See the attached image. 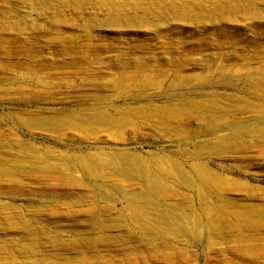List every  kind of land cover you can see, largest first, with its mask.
Wrapping results in <instances>:
<instances>
[{
    "label": "rangeland",
    "instance_id": "rangeland-1",
    "mask_svg": "<svg viewBox=\"0 0 264 264\" xmlns=\"http://www.w3.org/2000/svg\"><path fill=\"white\" fill-rule=\"evenodd\" d=\"M0 141V264H264V0H0ZM111 152L179 165L200 239Z\"/></svg>",
    "mask_w": 264,
    "mask_h": 264
},
{
    "label": "bare ground",
    "instance_id": "bare-ground-1",
    "mask_svg": "<svg viewBox=\"0 0 264 264\" xmlns=\"http://www.w3.org/2000/svg\"><path fill=\"white\" fill-rule=\"evenodd\" d=\"M95 161L103 166H108L114 173H123L125 177L136 176L143 183L144 191L140 194V197L149 203L145 205L128 203L126 207L131 212L130 222L144 228L147 226L141 218L149 216L154 220L156 229L162 228V224L164 228L181 232L191 240L200 239L201 229L205 225L194 210L162 204L157 202L156 199L162 189L159 184L161 175L176 178L180 182L185 181L186 172L179 165L161 158L157 162L155 170L158 172H156L149 167L146 168L140 156L126 157L112 152L96 156ZM79 166L85 176L92 180H97V175L93 172V166L89 159L80 158ZM131 169H134L135 172Z\"/></svg>",
    "mask_w": 264,
    "mask_h": 264
}]
</instances>
